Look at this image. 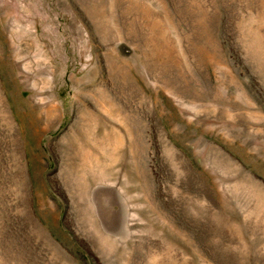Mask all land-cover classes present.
<instances>
[{
  "label": "rangeland",
  "instance_id": "1",
  "mask_svg": "<svg viewBox=\"0 0 264 264\" xmlns=\"http://www.w3.org/2000/svg\"><path fill=\"white\" fill-rule=\"evenodd\" d=\"M0 264H264V0H0Z\"/></svg>",
  "mask_w": 264,
  "mask_h": 264
}]
</instances>
